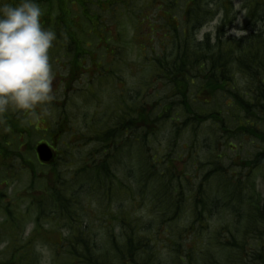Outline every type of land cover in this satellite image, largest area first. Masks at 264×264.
Instances as JSON below:
<instances>
[{
  "label": "trees",
  "instance_id": "16d2710c",
  "mask_svg": "<svg viewBox=\"0 0 264 264\" xmlns=\"http://www.w3.org/2000/svg\"><path fill=\"white\" fill-rule=\"evenodd\" d=\"M13 1L19 2H3ZM161 1L172 10L177 4V0ZM193 1L185 8V36L173 27V51L151 61V68L166 76L152 78L151 83L145 78L139 80L135 89L126 90L125 96L117 99L111 117H101L99 110L108 109L109 103L93 97L96 92L88 88H79L84 91V101L90 99V104L94 98L92 107H83L82 112L94 114L82 117L78 112L81 108L68 109L67 103L59 106L57 99L41 107L45 113L51 104H56L53 116L67 122L63 126L58 123V134L64 131L58 140L67 135L66 127L75 129L76 134L70 135H77L78 140L77 131L88 126L84 129L88 131L84 134L87 138L81 135L75 146L88 139L98 142L75 151L66 139L59 153L60 166L72 163V156L91 161L79 163L76 171L66 169L68 180H62L63 170L56 172L49 183L61 186L47 189L46 195L34 202L39 207L37 201H41L46 211H59L52 217L58 219L62 230L70 231L66 238L61 232L62 240L53 248L51 264H147L149 259L150 264H161L150 253L148 242L154 240L142 233L156 220L172 231L169 241L177 253L173 255L176 264H264V202L254 184L255 175L262 174L264 178V0H246L247 23L250 20L252 26L249 34L226 37L225 29L231 24L226 17L214 43L209 35L202 42L194 37L193 31L214 15L207 6ZM60 10L55 25L45 23L46 29L56 33L55 44L49 49L50 57L55 54L50 63L60 65L59 56L74 76H90L82 73V63L88 58L96 62L88 43L100 37L93 29V20L99 22L100 16H90L84 5L76 25L69 17L67 21L64 10ZM226 11V16L232 13L231 8ZM167 19L178 26L173 17ZM107 27L100 22L97 28L99 33H105ZM114 55L118 57L115 52ZM109 69V76L118 79L115 70L111 66ZM154 81L165 83L156 90L158 94L155 92L146 101L145 95H153L150 92L156 86ZM110 85L104 82L103 87ZM116 91L115 86L108 87L106 94ZM168 92L172 93L170 98ZM28 115L20 110L1 115L0 135L5 142L2 152H7L8 143L15 141L18 134L28 131L30 126L24 122ZM238 140L240 146L230 143ZM249 142L255 145L254 153L241 161L232 160L231 155L240 153V147ZM203 148L208 154L204 164L209 171L202 168L204 171L196 179L188 178L183 171L187 172L192 161L194 165L200 163ZM12 150V162L4 168L14 178L26 168ZM191 182L199 183L197 190L189 187ZM116 202L117 206H113ZM187 202L191 203L189 212L184 211ZM93 205L99 210L95 211ZM213 207L229 212L225 226L210 227L209 221L203 220L204 215L215 212L210 211ZM39 210V217L50 214ZM146 212L148 215L143 216ZM147 217H152L154 223L147 226ZM200 231L204 234L200 235ZM155 232L158 237L161 230ZM186 232L197 240L193 245L185 242L186 251L182 252ZM16 256V264L27 263L25 254Z\"/></svg>",
  "mask_w": 264,
  "mask_h": 264
},
{
  "label": "rangeland",
  "instance_id": "374dc122",
  "mask_svg": "<svg viewBox=\"0 0 264 264\" xmlns=\"http://www.w3.org/2000/svg\"><path fill=\"white\" fill-rule=\"evenodd\" d=\"M99 1V0H97ZM155 0H146L147 6L148 7H152V8H156V9H150L149 13L147 15V21H156V23H149L147 28L154 33L156 30H158L157 27H159L160 29V33L156 36H150L149 35V31L147 30H143L142 34H140L139 37V41L141 42V46H142V55H147L150 57L153 56H158V55H163L165 53H169L170 52V48L164 44L161 39L162 38H169V36H171L170 32H168L167 30L170 29V31L173 32V29L171 28L172 26L175 27V22L174 21H166V20H162L161 16V11H163V14L168 15L169 17H176L174 18L175 20H177L179 22V26L177 28V32H181V27L185 26V23L187 22L185 15V8L187 6V3L191 0H177V4L174 5L176 6V10L174 12V14L168 10L165 9V3L162 2L161 0H156L157 4H154L155 2H153ZM200 2H198V4L203 5V6H207L211 12L214 15V18L210 21H208L207 23H205L203 26H201L199 28V30H194V37L198 40H202L204 39L207 35H209V38H211V42L214 43V38L215 35L217 34L218 31V27L225 21L226 17L228 20L231 21L230 27L225 29L226 37H233V38H238L241 37L245 34V32L250 31V29L252 28L251 26V21L249 20V22L247 23V10H246V6L244 7V5L246 4V0H198ZM144 2L145 0H140L139 4L140 6L143 8L144 7ZM110 6H108L107 11L110 14H116L118 11H120V6L123 7V11H125V7L128 8L127 3L124 2V0H113L110 3ZM93 5H96V3H93ZM173 6V11H174V7ZM71 7V5H70ZM231 8V12L229 13L228 16H226L227 13V9ZM166 10L167 13H164ZM106 22H111L113 23V25L117 26L120 24V20L119 19H114L112 17L107 16L105 18ZM247 23V24H246ZM99 22L94 19L93 20V29L94 31L97 30L98 26H99ZM172 24V26L170 25ZM138 25H134L131 22H123L119 25V27L121 28L122 31H124L123 33H125V40L128 41V43L125 45L124 49H121L120 46L115 45V42L111 45L106 46L103 43H99L98 39L96 40H91V50L95 51L94 54V59H97L98 57H100V59L102 60L103 63H101L100 65H98L97 62L94 61H86L83 63V70L84 72H96L97 67L101 66L103 64H107V66H105L106 70H110L109 66H111L113 69L115 67V62H112L114 57L111 54L112 52H115L117 55H121V57L123 59H125L127 61V65L128 67H124L120 77L123 78V80L125 81L123 83V85H125V92L126 90L131 91L132 89H135V87L138 85V81H139V77H140V81L142 82V80H144V77H151L153 74V71L151 68L146 67L145 61L142 56L140 57V72H144V74H140L138 73V71L135 70V62H138V48L135 47L134 45H132L130 43L131 38H135L134 37V29L138 30ZM112 26H109V28ZM118 27V26H117ZM162 28L163 31L161 30ZM141 29V27H140ZM166 31V32H165ZM196 31V32H195ZM164 32V33H163ZM162 33H163V37H162ZM186 31L183 32V35L185 36ZM183 36V37H184ZM115 39V38H114ZM149 41H151L152 43L149 45H143L148 43ZM144 46L147 48V51H144ZM152 50L150 51L149 50ZM107 49V50H106ZM154 50V51H153ZM119 65V64H118ZM120 67V66H119ZM121 68V67H120ZM122 70V68L120 69ZM118 70V71H120ZM53 75H56L53 79V85H52V91L56 92V94H54V98L57 99L58 101H60L61 103H67V108L69 109L70 106L71 108H81V110H79L78 112H81V116L84 117V114H94L92 111H87V112H82L85 110L82 109L83 107L86 108H90L92 107L93 104V100L90 102L89 104V100H85L84 101V91H80L79 88L84 87V85H82V81L79 79L75 80L74 75L65 70L64 67H62L61 70L58 69L57 72H53ZM88 76V75H86ZM151 81V79L149 80ZM162 84L163 82L161 81L160 83V89H162ZM114 85H110L108 87H113ZM108 87H100L99 91H95L96 94L93 95V97H100L102 102H108L109 103V108L106 109L104 111V108L102 107L99 111L101 113V117H111V114L113 112V108H114V104L117 103V99H119L118 94V90L116 91V94L114 93H108L107 92V88ZM52 92V93H53ZM151 93V92H150ZM158 93V92H156ZM133 93H131V96L133 97ZM146 98V97H144ZM138 99V103H141L139 101V97L137 96ZM136 99V100H137ZM135 100V101H136ZM149 100V99H148ZM124 102H125V98H124ZM87 105V106H86ZM54 104H51L50 107L47 109V115L44 116V118L46 117V119L49 120V117H52L54 115V113L57 112V109L54 108ZM40 112V111H39ZM38 112V113H39ZM106 112H109L108 114H105ZM39 118L42 119L41 114L39 113ZM43 118V119H44ZM52 121V120H51ZM25 122V121H24ZM36 127L42 128V127H46V124L44 123H39ZM88 127V126H87ZM82 130H78L77 134H79L78 137V141L81 138V135L86 134L88 131L84 132V129ZM32 131H35V127H32ZM72 131L75 132V129L72 128ZM44 136V133H40L39 136H37L36 134H31L29 136L24 135V137L22 139H20V135L18 134L15 141H11L9 143L10 146V150H8V152H6L4 155H2L0 157V159H2L3 157L10 155L12 149L16 150V149H20V158H22L23 160V165L25 164V162H30V166L33 165L35 166V168L37 169V173L35 177H32L31 175V169L30 166L28 165L26 167L25 171L20 172L18 175L14 176V178H5L6 176H4L3 170L0 172V174H2V177H0V194H4V197H6V199L4 201H0V224L3 223L4 221V216H2V211L3 210H17V211H26L27 207L29 206V200H30V193L32 191V189L29 187V185H31L33 187L34 190H36V194H38V191L41 190L43 188V185H45L47 182L50 181L51 179V173L53 171L52 168L49 167V165L46 166H42L39 164L38 159H37V155L35 150H33V146H36V144L41 141H45L48 142L50 141L51 138H47L42 140V137ZM74 137H72L71 139H73ZM87 138L85 135L83 136V139ZM76 140H69V143L74 142ZM84 141V140H83ZM83 143H79L78 146H74V150H81V148L83 146L88 145V147L90 146V144H97L98 142L94 141L93 139H88L87 142ZM5 146V142L2 138V135H0V151L4 149ZM182 146V144L178 145V148H180ZM234 146H236L234 144ZM96 148V147H95ZM97 148H99V145L97 146ZM242 152L240 153H234L231 155V159L234 161H239L241 156H243V158H245L248 154H251L254 151V146L246 143L243 144V147H240ZM206 148H203L202 150L204 152L201 153L202 156H200L202 158V163H205V158L208 157V154H206ZM198 150V149H197ZM199 151V150H198ZM96 152H93L91 155L93 156ZM241 154V155H239ZM197 156V155H196ZM73 158V162L69 163V162H64L61 166H60V171L63 170V177L62 180H68L69 176L68 173L70 170L75 169V171L77 170V166L79 163L81 162H90L91 158L87 159V161L84 160V157H79V156H72ZM78 158H80L79 161ZM12 159H9V162ZM20 163V162H19ZM89 167L91 165H88ZM66 169H68L69 171H65ZM191 173L194 176V179H196L200 173H199V168H191ZM72 172V171H71ZM45 180H47V182H45ZM256 180V184H257V188L259 193L262 196V200H264V178L258 174L255 177ZM129 187L131 186L130 184H128ZM197 185H195L196 188ZM195 191V190H194ZM131 193V192H130ZM25 197V198H24ZM9 200H11L9 202ZM126 204H124L125 206ZM8 206L9 209H6V207ZM113 206H117V202L116 204H113ZM191 203L189 204V202H187V205L184 207V211H188L190 209ZM130 208V207H129ZM133 209V208H132ZM130 213V211L128 209H124L125 212L127 211ZM218 210V211H217ZM204 211V210H202ZM208 211V210H206ZM210 211H215L213 213H208L206 215H204L203 220L204 221H209V225L210 227H212V225L218 226V227H222L225 226L226 220L229 217V212L226 209H220V208H215L213 207ZM138 212H140L141 214V210L138 209ZM205 212V211H204ZM203 212V214H204ZM148 212L144 213L143 216H147ZM211 216V217H210ZM179 220V218H177ZM145 223L148 226L149 223H154V220L152 217H147L145 219ZM34 224L32 222H30L27 219H24L23 222L20 225V231H23V234L21 237H19L22 240H25L29 234V232L33 229ZM155 229L161 230L160 234L158 237H156V232ZM169 229L168 225L165 226V223H161V221L156 220L155 225L153 227H151L150 229L148 228L147 230H143L142 233H144L148 238L153 239V243H149V249H150V253L153 254L154 256H156V259H160L161 264H176L175 259L173 257V255H177V253L175 252V249L173 248L172 243L169 241V236H171L172 231H167ZM204 234V232L200 231V235ZM24 235V236H23ZM189 236H193L190 232H186L185 235L182 237L183 238V242L181 243V250L182 252L186 251V244H184L185 242H187L189 245H193L197 239L189 237ZM174 237V236H173ZM185 237H187V239H185ZM176 238V237H174ZM12 237L11 236H1L0 237V262H3L6 260V258L9 256V254L7 253V247L10 245V241H11ZM149 240V239H148ZM180 242V241H179ZM181 252V253H182ZM182 255V254H181ZM41 256V260H40V264H51V258L53 255H51L47 250H43L42 253H40ZM183 256V255H182ZM39 259V254L36 255L35 257V264H39L37 262V260ZM92 258H89L88 261H91ZM179 261V259H178ZM147 264H150V259L148 261Z\"/></svg>",
  "mask_w": 264,
  "mask_h": 264
},
{
  "label": "clouds",
  "instance_id": "9594fccd",
  "mask_svg": "<svg viewBox=\"0 0 264 264\" xmlns=\"http://www.w3.org/2000/svg\"><path fill=\"white\" fill-rule=\"evenodd\" d=\"M36 0H0V115L36 108L53 99L49 49L56 33L42 27Z\"/></svg>",
  "mask_w": 264,
  "mask_h": 264
},
{
  "label": "water",
  "instance_id": "95a60500",
  "mask_svg": "<svg viewBox=\"0 0 264 264\" xmlns=\"http://www.w3.org/2000/svg\"><path fill=\"white\" fill-rule=\"evenodd\" d=\"M37 151L42 161H49L52 158V151L45 144L39 145Z\"/></svg>",
  "mask_w": 264,
  "mask_h": 264
},
{
  "label": "flooded vegetation",
  "instance_id": "af4514ba",
  "mask_svg": "<svg viewBox=\"0 0 264 264\" xmlns=\"http://www.w3.org/2000/svg\"><path fill=\"white\" fill-rule=\"evenodd\" d=\"M50 202H52V201H50ZM48 212H49V213H53V214H57L59 211L54 210V208H53V209H51V210L48 211ZM47 227L50 228L51 225H50V224H47ZM53 237H54V236H53ZM45 247H46L47 249H50V246H49L48 243H46V245H45L44 243L40 244V249H41V250H44Z\"/></svg>",
  "mask_w": 264,
  "mask_h": 264
}]
</instances>
